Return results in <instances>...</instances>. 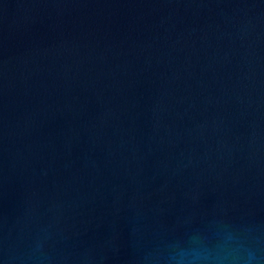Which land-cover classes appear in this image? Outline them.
Returning <instances> with one entry per match:
<instances>
[{
    "label": "water",
    "instance_id": "1",
    "mask_svg": "<svg viewBox=\"0 0 264 264\" xmlns=\"http://www.w3.org/2000/svg\"><path fill=\"white\" fill-rule=\"evenodd\" d=\"M0 264H264V0H0Z\"/></svg>",
    "mask_w": 264,
    "mask_h": 264
}]
</instances>
